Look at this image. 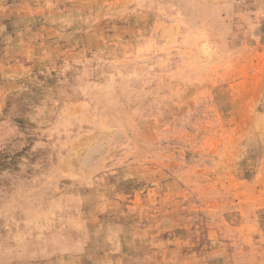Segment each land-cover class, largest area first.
Segmentation results:
<instances>
[{
	"label": "rangeland",
	"instance_id": "374dc122",
	"mask_svg": "<svg viewBox=\"0 0 264 264\" xmlns=\"http://www.w3.org/2000/svg\"><path fill=\"white\" fill-rule=\"evenodd\" d=\"M89 239L264 263V0H0V264Z\"/></svg>",
	"mask_w": 264,
	"mask_h": 264
},
{
	"label": "crops",
	"instance_id": "0c3cea01",
	"mask_svg": "<svg viewBox=\"0 0 264 264\" xmlns=\"http://www.w3.org/2000/svg\"><path fill=\"white\" fill-rule=\"evenodd\" d=\"M94 239L87 240L80 250L73 246L66 252L53 253L42 260L26 252L18 254L17 258H10L6 264H120L117 259L121 258V239H118L115 248L112 245L107 248L101 239ZM262 261L260 259L258 263L262 264Z\"/></svg>",
	"mask_w": 264,
	"mask_h": 264
}]
</instances>
